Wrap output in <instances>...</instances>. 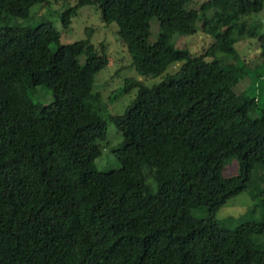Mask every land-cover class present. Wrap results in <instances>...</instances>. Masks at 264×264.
I'll use <instances>...</instances> for the list:
<instances>
[{
	"label": "trees",
	"instance_id": "obj_1",
	"mask_svg": "<svg viewBox=\"0 0 264 264\" xmlns=\"http://www.w3.org/2000/svg\"><path fill=\"white\" fill-rule=\"evenodd\" d=\"M50 1L0 0V264H264L262 202L253 205L260 220L222 230L216 217L230 197L246 191L259 200L264 192V109L235 90L248 75L236 43L257 37L264 65L262 21L251 18L264 0L63 6L64 28L85 5L116 23L141 76L180 63L151 86L125 79L123 90L137 92L120 114L99 105L94 78L109 59L90 27L61 43L43 15L20 21ZM153 18L159 33L151 42ZM198 29L214 37L204 54L174 45L175 35ZM38 86L51 93L48 103L33 100ZM108 123L122 135L111 147L120 165L99 171L90 164ZM228 157L238 172L226 177Z\"/></svg>",
	"mask_w": 264,
	"mask_h": 264
},
{
	"label": "rangeland",
	"instance_id": "obj_2",
	"mask_svg": "<svg viewBox=\"0 0 264 264\" xmlns=\"http://www.w3.org/2000/svg\"><path fill=\"white\" fill-rule=\"evenodd\" d=\"M77 0H66L63 5L62 0L50 1V3H36L30 10V16L37 13L32 19H21V22L37 21L40 15L48 18L60 32V42L68 43L85 36L87 27L92 29L91 42L98 47L103 42L106 46L109 62L96 73L94 78V90L100 94L99 105L103 106L106 112L120 114L125 107L131 102L137 92V87H132L128 91L123 90L125 79L134 77L142 81L144 85L151 86L161 80L165 73H173L177 70L180 63L169 65L166 71L158 77H144L137 73L136 61L139 55L128 52L126 46L119 40L116 33V23L106 24L100 19L99 10L93 5L81 7L77 15L71 20L68 28H64L59 18V11L63 6L73 5ZM206 0H190L188 6L197 8ZM252 19L262 21L260 29L264 33V10L258 14H251ZM200 26L201 23L198 22ZM150 41H155L159 33V25L155 18L151 20ZM214 37L207 35L198 29L192 35L180 36L175 35L173 38L174 45L179 48H187L192 54H204L208 47L213 43ZM155 47H158L154 43ZM54 47V45H52ZM239 56L246 62L248 75L245 76L235 90L241 92L247 90L250 95L258 98V103L264 109V65H260L259 43L258 38H248L235 44ZM210 60L211 57H206ZM135 62V63H134ZM230 62V61H228ZM234 64L230 62V65ZM259 76H255L256 74ZM52 99L49 91L41 86L37 87L33 100L41 104L48 103ZM258 115V114H257ZM122 138L120 131L113 123H108L105 140H99L98 143L103 146L102 153L92 162V169L99 171H108L118 168L120 163L111 150ZM223 170L224 176H232L238 172V166L234 158L228 157L225 161ZM264 188V184L260 186ZM256 202L264 204V192L259 196V200H254L249 192L243 191L235 196L230 197L216 212V217L221 220L222 230L235 226L236 222L246 219L260 220L259 208L253 205ZM199 214V213H198Z\"/></svg>",
	"mask_w": 264,
	"mask_h": 264
}]
</instances>
